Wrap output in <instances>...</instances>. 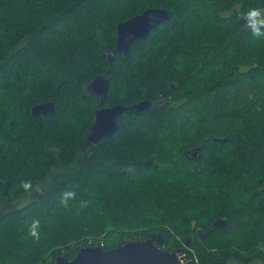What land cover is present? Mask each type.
<instances>
[{"label":"trees","instance_id":"16d2710c","mask_svg":"<svg viewBox=\"0 0 264 264\" xmlns=\"http://www.w3.org/2000/svg\"><path fill=\"white\" fill-rule=\"evenodd\" d=\"M147 7L170 16L109 61L117 23ZM251 7L264 0H0V264L153 232L185 264L264 263V94L240 100L264 89V51L240 19ZM209 13L222 27L202 24ZM99 73L111 77L103 104L86 90ZM46 101L55 111L33 115ZM118 103L119 128L92 149L93 111Z\"/></svg>","mask_w":264,"mask_h":264},{"label":"water","instance_id":"95a60500","mask_svg":"<svg viewBox=\"0 0 264 264\" xmlns=\"http://www.w3.org/2000/svg\"><path fill=\"white\" fill-rule=\"evenodd\" d=\"M170 11L166 7H147L142 12L117 23V37L115 49L106 50L105 54L112 61L116 52L125 56L130 53L134 41L146 38L151 30L160 22L168 19ZM111 77L105 73L97 74L87 85L86 90L91 95H97L103 104L109 95ZM152 106V101L144 99L135 104L139 111ZM56 109L53 101L36 103L31 107L33 115L52 113ZM126 106L118 103L111 106L102 105L92 114L91 124L86 133V141L95 148L102 138L113 134L119 128L118 117L124 112ZM223 141L224 139H217ZM200 147L187 152L197 156ZM2 182L0 181V185ZM5 207L0 208V216ZM227 220L217 218L213 226L225 227ZM163 235L158 232L151 233L144 239H131L114 248H102L98 245H84L80 247L74 257L57 256L53 264H185L178 254V250L164 249L159 245Z\"/></svg>","mask_w":264,"mask_h":264},{"label":"rangeland","instance_id":"374dc122","mask_svg":"<svg viewBox=\"0 0 264 264\" xmlns=\"http://www.w3.org/2000/svg\"><path fill=\"white\" fill-rule=\"evenodd\" d=\"M201 6H203V3H202V5ZM206 6V5H205ZM202 8V7H201ZM228 14V13H227ZM203 15H206V12H203ZM110 17H112V14L110 15ZM212 18V14H210L209 13V17H208V19L207 20H202L201 22H202V24H206V21H208V23L206 24V25H210V24H213V26H221V24H219L218 22H217V20H213V19H211ZM204 19V18H203ZM201 24V23H200ZM201 24V25H202ZM222 27V26H221ZM225 30H226V33H228L229 35H230V37H232L233 39H234V37H235V39H236V36H235V31L233 30V28L232 27H225ZM108 30H106L105 32H104V36L109 32H107ZM231 32H233V34L231 33ZM232 34V35H231ZM180 35H182L180 32L179 33H172V36H170V37H175V36H180ZM103 37V36H102ZM101 37V38H102ZM255 40V42L256 43H254L253 45L254 46H257V48L259 47V45H261V47L260 48H262V50L264 51V38H262V39H257V38H255L254 39ZM238 49V48H237ZM245 49V48H244ZM247 49V48H246ZM237 53H239V52H237ZM236 54V53H235ZM150 63H151V61H150ZM148 64H149V62H148ZM257 91V92H256ZM251 92V93H250ZM261 93H263L264 94V89L263 88H261L260 86H258V87H255V86H252V88L250 89V91L249 92H247L245 95H243V97H241L240 98V100H243L244 98H247V97H252L253 96V98L254 97H256V95L257 94H261ZM240 103H242V101H240ZM262 118H263V116H262ZM29 198H30V194L28 193V194H26L25 196H23V197H21V198H19V199H17V200H15V201H13V205H15L16 207L17 206H22L23 204H25L26 202H28L29 201ZM104 237H105V235L104 234H96V235H93V236H90V237H88V238H81V240L80 241H78L77 243H76V245L77 246H79V248L80 247H82V246H84V245H98V244H96V243H99L100 241H102L103 242V240H104ZM106 238V237H105ZM132 239H134V238H132ZM128 240H131V239H128ZM98 246H101V245H98ZM78 248V249H79ZM60 255H63V254H57L56 256H55V258L57 257V256H60ZM54 256H53V254H49V255H47V258H46V261L45 262H41L40 264H53L54 263V260H55V258H54ZM65 256V255H64ZM252 264H264L261 260H256V261H254Z\"/></svg>","mask_w":264,"mask_h":264},{"label":"clouds","instance_id":"9594fccd","mask_svg":"<svg viewBox=\"0 0 264 264\" xmlns=\"http://www.w3.org/2000/svg\"><path fill=\"white\" fill-rule=\"evenodd\" d=\"M240 19L244 21L243 28L247 30L252 36L257 39L264 38V7H251L246 12H242ZM22 188L25 191H29L32 188L31 181H24ZM74 192H67L63 195L61 203L67 205V201L70 198H74ZM39 220H34L29 229V234L35 239L39 240Z\"/></svg>","mask_w":264,"mask_h":264}]
</instances>
